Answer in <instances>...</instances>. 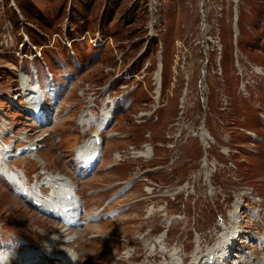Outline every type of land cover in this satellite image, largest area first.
Segmentation results:
<instances>
[{"label": "rangeland", "instance_id": "374dc122", "mask_svg": "<svg viewBox=\"0 0 264 264\" xmlns=\"http://www.w3.org/2000/svg\"><path fill=\"white\" fill-rule=\"evenodd\" d=\"M113 1L0 0L1 140L40 145L46 163L0 160V257L20 264L28 247L31 264H59V251L75 264H193L225 230L244 242L231 260L261 257L264 0H146L143 16L138 0ZM37 84L44 117L29 110ZM97 132L89 175L76 152ZM9 170L44 201L49 175L70 179L78 227L30 206Z\"/></svg>", "mask_w": 264, "mask_h": 264}, {"label": "bare ground", "instance_id": "6f19581e", "mask_svg": "<svg viewBox=\"0 0 264 264\" xmlns=\"http://www.w3.org/2000/svg\"><path fill=\"white\" fill-rule=\"evenodd\" d=\"M158 78H159V74H158ZM38 93H39L38 88L36 86H31L27 94L28 98H30L29 103L32 106L31 108L36 109L37 111L40 109L41 107L40 103L42 101L38 97ZM110 116L111 115L109 111L105 112L102 115L101 124L107 123ZM80 122L82 123V126H85V129H87V127L88 129L90 128L91 121L85 119V120H80ZM202 135L207 136V133L203 132ZM92 136L89 139H87V141L83 144V146L78 148L76 152L77 159H85L88 169L96 167L97 161L98 159H100V153H101V145L98 142L99 140L98 135L94 134ZM13 152L14 151H11L10 149H2L0 147V159H8L9 157L12 158L17 156L16 154H13ZM96 153H98V156L94 158V155ZM151 154H152L151 150L147 148L145 152H139L137 154V157L144 156L150 158ZM26 156L35 158L38 162H42L40 159L41 155L39 151H37L35 154H31V155L27 154ZM115 158L119 159L117 156H115ZM41 165L45 166L46 163L42 162ZM6 176H8L10 182H12L13 187L20 188V190L24 189L26 196L27 197L29 196L31 199H33L31 200L30 204L35 203L34 200H36L41 202V206L44 208L43 210L49 211V209H51V213H50L52 215L51 217H55L56 220H60L61 218L69 219L70 221L79 220L78 216L81 206L79 203V197L77 195L76 188L70 179H67L65 176L60 174L49 175L45 182V185L50 189V193H49L50 201H44L43 199H41L40 196H38L40 198H35L37 197V195L32 189L30 193L23 187L24 184L20 180V175L18 173L9 170L7 171ZM61 223H63L60 226L62 228L67 226L71 227L73 222L62 221ZM66 230H70V228H67ZM232 235H234L233 231L225 230L218 239L215 248H213L214 250L208 251L207 254L204 256V258L203 257L199 258V255L196 253L193 257V264H225V263L228 264L229 262H231V260H229L231 258H227V255L231 254L232 252L231 250L233 249L232 245L237 244L240 241L239 239L238 240L236 239V232H235V240L232 242V238H233ZM259 240L261 244H264V233L261 235ZM55 241L57 240L56 239L49 240L48 244L50 248L54 247L51 244L55 243ZM241 241H243V239H241ZM250 246L253 245L250 244ZM57 253L63 254V256H61V259L58 261L59 264H75L76 260L74 261V257H73L74 255H72L68 251H65L64 253L59 251ZM10 255L11 254L9 252L2 255L0 257V264H14ZM22 255L23 256L20 257V264H31L30 259L33 257H35L34 259H36V255L28 247H25V249L22 250ZM49 257L52 259L50 260ZM56 259H57L56 257L48 254L46 256V260L41 261L39 264H54ZM238 259H239L238 264H264V252L261 257H255L254 259L252 258L253 260L249 259V257L247 256H243V257L240 256ZM23 260L25 261L24 263ZM80 261H81V257L79 256L77 258V262ZM164 264H179V263L175 258V254H171L170 261L168 263L165 262Z\"/></svg>", "mask_w": 264, "mask_h": 264}, {"label": "trees", "instance_id": "16d2710c", "mask_svg": "<svg viewBox=\"0 0 264 264\" xmlns=\"http://www.w3.org/2000/svg\"><path fill=\"white\" fill-rule=\"evenodd\" d=\"M121 1L122 0H115V1H113V3H112L111 6L117 5L118 7H116V9H112V10H119V9H121L122 7L119 5V2H121ZM145 2H146V0H138V3L136 4L138 11H142V16H143L144 10H145V4H146ZM142 18H144V17H142ZM68 38H70V40H72L71 37H68ZM22 44L24 45V43H22ZM32 45L34 47H39L36 44H32ZM70 48H72V43H70Z\"/></svg>", "mask_w": 264, "mask_h": 264}]
</instances>
